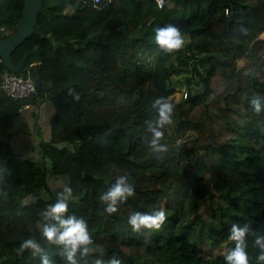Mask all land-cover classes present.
I'll list each match as a JSON object with an SVG mask.
<instances>
[{"label": "trees", "instance_id": "1", "mask_svg": "<svg viewBox=\"0 0 264 264\" xmlns=\"http://www.w3.org/2000/svg\"><path fill=\"white\" fill-rule=\"evenodd\" d=\"M24 1L0 0V36L13 31ZM37 23L12 52L17 63L37 49L38 63L31 54L20 72L34 78L35 93L8 96L1 78L10 69L0 61V264H40L20 247L28 237L65 264L39 228L63 184L75 197L68 214L87 221L105 261L115 254L122 264H225L233 223L264 234V113L249 106L264 97V0H164L162 8L155 0H43ZM169 23L186 44L164 53L154 31ZM173 74L181 85L198 78L200 90L176 99ZM161 96L176 111L162 142L168 151L154 153L146 141ZM47 99L44 138L36 123L31 132L21 107ZM19 134L38 138L30 156L16 150ZM125 173L135 196L107 215L99 196ZM54 178L61 184L51 185ZM161 205L168 215L161 229L131 230V213ZM252 241L248 251L259 264ZM94 258L77 257L78 264Z\"/></svg>", "mask_w": 264, "mask_h": 264}, {"label": "clouds", "instance_id": "2", "mask_svg": "<svg viewBox=\"0 0 264 264\" xmlns=\"http://www.w3.org/2000/svg\"><path fill=\"white\" fill-rule=\"evenodd\" d=\"M157 7L164 6V0H156ZM154 42L164 53L178 52L185 47L186 37L181 28L169 23L158 26L154 31ZM35 64V63H34ZM252 112L259 116L264 113V97L256 96L249 101ZM156 118L149 122L148 131L150 137L146 141L148 147L154 153H165L167 146L162 143L165 140V129L174 125L176 105L168 97H158L152 102ZM135 196L134 183L131 177L125 173L118 176L107 191L99 196V201L104 205L103 212L113 215L118 212L119 205L127 202ZM72 188L63 184L57 193L55 203L50 204L41 212L42 222L39 226L40 237L49 246H56L63 252L65 264H78L90 256H95L92 264H122V261L115 254L108 260L96 256L99 246L96 245L92 234L88 229L87 221L83 217L69 215V202L74 200ZM167 210L161 205L154 208L150 213L135 211L127 218V224L133 232L139 233L142 230H159L167 220ZM228 240L233 247L224 255L225 264H252L248 248V237L252 236V247L259 250L255 260L264 264V234L253 231L249 224L233 223L228 230ZM21 249L28 250L33 256L39 255L40 264H56L49 255L42 250V245L35 237L25 238Z\"/></svg>", "mask_w": 264, "mask_h": 264}, {"label": "water", "instance_id": "3", "mask_svg": "<svg viewBox=\"0 0 264 264\" xmlns=\"http://www.w3.org/2000/svg\"><path fill=\"white\" fill-rule=\"evenodd\" d=\"M42 2L43 0H25L21 8V15L13 31L5 36H0V61L7 69L14 72H21L31 54L34 55V63H38L39 57L37 49L26 51L17 63L13 60L12 52L27 37L32 35L38 27L37 15L42 7ZM39 83L38 80L37 85Z\"/></svg>", "mask_w": 264, "mask_h": 264}, {"label": "crops", "instance_id": "4", "mask_svg": "<svg viewBox=\"0 0 264 264\" xmlns=\"http://www.w3.org/2000/svg\"><path fill=\"white\" fill-rule=\"evenodd\" d=\"M26 105L27 107L23 108V112L29 119V127L31 129V132H33L32 127L34 123H36V125L41 128L44 138H46L49 135V120L50 116L52 115V107L50 106V100L47 99L38 106H33L30 103H26ZM33 112L37 113V119L35 122L32 120L31 117V114ZM38 142V138H34V135L29 136V134H19L15 137L13 144L19 153L24 154L25 156H30L31 151L33 149L36 150Z\"/></svg>", "mask_w": 264, "mask_h": 264}, {"label": "built area", "instance_id": "5", "mask_svg": "<svg viewBox=\"0 0 264 264\" xmlns=\"http://www.w3.org/2000/svg\"><path fill=\"white\" fill-rule=\"evenodd\" d=\"M156 1V0H155ZM94 6H97L100 0H92ZM227 12V11H226ZM6 26L0 25V32H5ZM31 64H34L31 63ZM1 89L10 97L14 99H26L29 98L36 91V84L34 78L29 72L22 74L20 72H14L12 70L5 71L1 78ZM186 96V93H184ZM27 107L26 104L22 105V110Z\"/></svg>", "mask_w": 264, "mask_h": 264}, {"label": "rangeland", "instance_id": "6", "mask_svg": "<svg viewBox=\"0 0 264 264\" xmlns=\"http://www.w3.org/2000/svg\"><path fill=\"white\" fill-rule=\"evenodd\" d=\"M5 13H6L5 5L0 4V19L5 18ZM177 76H178L177 74H173L171 76L173 78L174 83H175V88L177 89V92H175V94H174L176 99L181 97V93H183V96H184V92L186 91L185 93H187V89L191 93H195V92L200 90V82H199L198 78L194 77V79L191 80L188 85L187 84L181 85V83H179L177 80L178 79ZM49 183L51 185H55V184L58 185V184H61V181H57V179L54 178V179H49Z\"/></svg>", "mask_w": 264, "mask_h": 264}]
</instances>
